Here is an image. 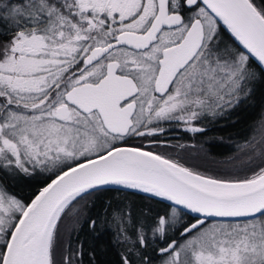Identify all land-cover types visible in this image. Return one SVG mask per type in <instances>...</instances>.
Masks as SVG:
<instances>
[{"label":"snow or ice","instance_id":"snow-or-ice-1","mask_svg":"<svg viewBox=\"0 0 264 264\" xmlns=\"http://www.w3.org/2000/svg\"><path fill=\"white\" fill-rule=\"evenodd\" d=\"M257 84L264 0H0V264H85L81 202L113 186L167 202L151 223L112 210L120 264H264V119L222 174L161 138Z\"/></svg>","mask_w":264,"mask_h":264},{"label":"trees","instance_id":"trees-1","mask_svg":"<svg viewBox=\"0 0 264 264\" xmlns=\"http://www.w3.org/2000/svg\"><path fill=\"white\" fill-rule=\"evenodd\" d=\"M264 118V85L257 84L254 93L247 98L239 108L226 116L215 120H205L203 133H190L182 129H173L175 125H165L168 129L161 137L170 145H188L185 150L169 148L174 157L180 158L189 166H196L201 171L210 174H222L231 168L228 162L237 154V145L243 143L254 134L257 124ZM191 145H195L192 148ZM198 153H202L201 155ZM189 157H194L188 159ZM185 158V159H184ZM231 166V165H230ZM41 185L35 181L31 184H18L16 190L24 196L31 195ZM111 203V207L107 205ZM83 215L77 231L72 233L71 239L75 243L77 236L84 243L85 264H88V253L95 252L96 264H120V254L124 251L122 244L116 242L117 225L110 223L112 210L118 206L130 205L134 217L140 216L141 212L151 209L146 222L151 223L152 216L163 213L166 203L149 199L146 195L129 191L111 190L89 197L86 202H81ZM107 209L108 219L103 225V235L97 240L89 230L87 220L97 218L105 214ZM70 223V221H69ZM67 238V237H66ZM151 251V250H149Z\"/></svg>","mask_w":264,"mask_h":264},{"label":"rangeland","instance_id":"rangeland-1","mask_svg":"<svg viewBox=\"0 0 264 264\" xmlns=\"http://www.w3.org/2000/svg\"><path fill=\"white\" fill-rule=\"evenodd\" d=\"M264 119V118H263ZM261 122V121H260ZM259 125V123L257 124V126ZM173 129H182V130H184L182 127H177V126H175V127H173ZM179 150H185V149H179ZM198 154H202V153H198ZM192 158H194V157H189L188 159H192ZM185 159V158H184ZM193 160V159H192ZM224 167H226V168H231L232 166H228V165H226V166H224Z\"/></svg>","mask_w":264,"mask_h":264},{"label":"water","instance_id":"water-1","mask_svg":"<svg viewBox=\"0 0 264 264\" xmlns=\"http://www.w3.org/2000/svg\"><path fill=\"white\" fill-rule=\"evenodd\" d=\"M114 188H116L115 186H113ZM137 193H139V192H137ZM141 194H143V193H141ZM144 195H146V194H144ZM163 203H167V202H163Z\"/></svg>","mask_w":264,"mask_h":264}]
</instances>
